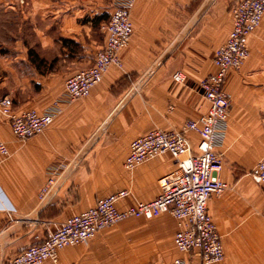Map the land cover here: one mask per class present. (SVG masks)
I'll return each instance as SVG.
<instances>
[{"label": "crops", "instance_id": "obj_1", "mask_svg": "<svg viewBox=\"0 0 264 264\" xmlns=\"http://www.w3.org/2000/svg\"><path fill=\"white\" fill-rule=\"evenodd\" d=\"M238 1L135 0L122 67L111 66L88 97L62 103L55 122L25 141L0 116L9 152L0 164V263L108 195L129 192L120 209L156 199L174 159L165 154L128 170L130 143L207 113L197 85L216 70L212 57L233 27L230 12ZM102 8L101 0H0V99L10 98L16 113L43 112L62 100L65 79L93 63L92 15ZM248 41L249 57L223 86L231 107L216 150L224 164L220 179L230 189L207 202L224 245V259L215 264H264V184L249 175L264 159V19ZM29 51L44 62L33 64ZM177 72L183 83L172 79ZM187 137L196 153L199 138ZM49 179L54 186L40 200ZM176 231L170 214L128 219L60 250L57 264H172L177 258L202 264L176 249Z\"/></svg>", "mask_w": 264, "mask_h": 264}, {"label": "built area", "instance_id": "obj_2", "mask_svg": "<svg viewBox=\"0 0 264 264\" xmlns=\"http://www.w3.org/2000/svg\"><path fill=\"white\" fill-rule=\"evenodd\" d=\"M134 3L135 0L112 1L109 18L101 26L103 40L96 49L92 65L65 79L62 100H56L43 112L29 109L16 113L10 98L0 99V116L7 120L15 139L25 141L42 135L61 113L62 103L71 104L88 97L111 66L122 67L120 52L128 46L132 37L130 15ZM230 14L233 27L212 57L216 70L197 85L200 95L208 103L207 113L187 120L179 130L154 129L130 143L123 163L128 170L165 154L174 159L176 168L160 178V194L156 199L120 209L118 203L127 198L129 192L121 190L108 195L99 199L95 206L59 223L46 239L36 237L34 244L0 264H57L59 251L66 247L85 244L106 228L122 221L150 220L162 214H170L176 222L173 242L179 252L196 255L202 264L223 261L224 245L207 212L210 196L230 189L220 179L224 164L222 154L216 150L227 129L231 107V99L223 86L228 72L240 70L249 57L248 38L264 19V0H240L231 7ZM172 79L175 83H183L185 76L177 72ZM190 133L199 138L196 153L191 151L187 137ZM8 155L7 146L0 138V164ZM250 173L256 183L264 184V159H259ZM54 183L53 179L46 182L40 191V200L49 195ZM172 264L188 262L177 258Z\"/></svg>", "mask_w": 264, "mask_h": 264}, {"label": "rangeland", "instance_id": "obj_3", "mask_svg": "<svg viewBox=\"0 0 264 264\" xmlns=\"http://www.w3.org/2000/svg\"><path fill=\"white\" fill-rule=\"evenodd\" d=\"M113 0H101L102 2V5L105 7V8H102L101 11L103 10V12L99 13L100 15L99 16H105V18L103 17L104 20H101L99 23L102 24L104 21H107V18L109 16L108 14V10L106 6H110V4L112 3ZM93 17H97L98 15H92ZM91 17V18H93ZM87 19L90 20V17L88 16ZM98 23V25L95 26V31H94V37L96 39V46H95V52H96V49L98 47V45L102 42L103 38H102V33H101V26L100 24ZM36 52V51H35ZM95 54V53H94Z\"/></svg>", "mask_w": 264, "mask_h": 264}, {"label": "trees", "instance_id": "obj_4", "mask_svg": "<svg viewBox=\"0 0 264 264\" xmlns=\"http://www.w3.org/2000/svg\"><path fill=\"white\" fill-rule=\"evenodd\" d=\"M103 17L105 18V16H103ZM103 17H102V16L95 17V18L93 19V23H94L95 25H98V23H99L101 20H104ZM29 54H30V56H31V58H32V62H33V64H42V63L44 62V60H43V59H40V58L38 57V55H37L35 52H33V51H29Z\"/></svg>", "mask_w": 264, "mask_h": 264}]
</instances>
